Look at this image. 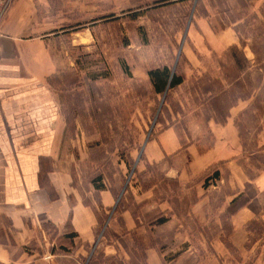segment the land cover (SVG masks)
<instances>
[{"label": "crops", "instance_id": "crops-1", "mask_svg": "<svg viewBox=\"0 0 264 264\" xmlns=\"http://www.w3.org/2000/svg\"><path fill=\"white\" fill-rule=\"evenodd\" d=\"M130 1L139 0H121ZM148 1L190 8L188 50L244 52L243 74L206 91L231 100L209 111L210 143H184L174 127L152 135L140 162L163 166L165 186L148 171L145 189L122 195V166L105 170L106 140L69 121L53 86L74 65L66 49L91 35L92 0H14L0 22V264H80L97 241L89 264H264L254 225H264V118L253 141L241 123L264 114V55L242 34L246 22L264 27V0H229L226 25L223 0ZM238 80L260 90L236 95L228 87Z\"/></svg>", "mask_w": 264, "mask_h": 264}, {"label": "rangeland", "instance_id": "rangeland-1", "mask_svg": "<svg viewBox=\"0 0 264 264\" xmlns=\"http://www.w3.org/2000/svg\"><path fill=\"white\" fill-rule=\"evenodd\" d=\"M228 1L223 0L225 12ZM209 4L216 6L213 0H209ZM92 5V17L84 22L88 24L91 35L86 36L85 44L66 49L65 53L73 59L74 65L62 67L61 77L53 80V86L61 92L60 105L69 121L76 119L80 123L92 124L86 136L106 140L108 161L105 170L108 174L115 171V166L119 170L122 166V195H128L130 200L133 191L138 187L145 189L148 185V171H152L161 190L165 186L163 166L158 163L150 165L144 160L140 162L144 146L152 135L174 127L184 143L197 140L210 143L209 111L212 106L219 111L226 110L231 100L212 99L206 91L219 85L215 82L220 81L218 76L227 79L229 73L236 77L243 74L244 52L232 49L217 56L205 47L204 51L188 50L185 42L190 8L174 3L92 0ZM230 15L221 11L225 25L231 20ZM81 29L77 27L74 31ZM260 33H264V27L254 31L247 22L243 24V36L251 39L258 49L257 55L263 56L264 36ZM80 39L84 42L83 38ZM231 58L238 61L234 67L227 63ZM164 68H168L171 75L178 74L183 79L180 84L173 87L167 84L160 91L150 79L149 72ZM251 74L256 80L257 74ZM258 85L257 81L245 84L238 80L228 88L238 95L260 90ZM224 86L228 85L225 83ZM261 91L264 92V85ZM261 106L264 107V103ZM256 107L259 108L258 101ZM216 116L221 117L220 114ZM259 118L263 119L264 114L246 116L241 122L247 128L245 137L249 141H253ZM254 225L257 233L264 237V225L261 222ZM98 246L97 241L80 264H89ZM233 255L239 259L237 252ZM252 263L253 258L247 262Z\"/></svg>", "mask_w": 264, "mask_h": 264}, {"label": "trees", "instance_id": "trees-1", "mask_svg": "<svg viewBox=\"0 0 264 264\" xmlns=\"http://www.w3.org/2000/svg\"><path fill=\"white\" fill-rule=\"evenodd\" d=\"M151 78L155 82V86L161 91L163 87L167 84L169 86H174L180 82V78L176 76V74H172L169 72L168 68H164L163 70H156L149 72Z\"/></svg>", "mask_w": 264, "mask_h": 264}, {"label": "built area", "instance_id": "built-area-1", "mask_svg": "<svg viewBox=\"0 0 264 264\" xmlns=\"http://www.w3.org/2000/svg\"><path fill=\"white\" fill-rule=\"evenodd\" d=\"M14 0H0V22L7 11L8 7Z\"/></svg>", "mask_w": 264, "mask_h": 264}]
</instances>
